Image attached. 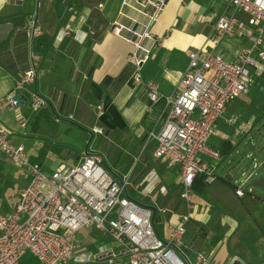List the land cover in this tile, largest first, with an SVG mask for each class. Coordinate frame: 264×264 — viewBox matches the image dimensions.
I'll use <instances>...</instances> for the list:
<instances>
[{
    "label": "crops",
    "instance_id": "obj_1",
    "mask_svg": "<svg viewBox=\"0 0 264 264\" xmlns=\"http://www.w3.org/2000/svg\"><path fill=\"white\" fill-rule=\"evenodd\" d=\"M122 3L123 0H0V99L15 95L20 78L33 67L38 77L32 90L46 99L45 107L39 111L29 102V94L22 97L28 104L15 106L4 101L0 129L10 133L14 145L24 146L29 164H39L45 174L65 172L83 153H92L94 136L91 141L89 133L94 128L104 132L98 135L120 140L129 155L138 161L149 133L158 132L167 119L171 109L168 100L188 67L189 53L210 50L233 63L237 62L241 49L253 46V31H246L247 25L214 44L217 21L233 12L226 1L166 0L164 11L151 28L152 34L163 41L154 48L155 57L143 66L142 81L138 84L134 46L110 31L111 25L118 21L131 25L129 19L120 17ZM99 4H104V8L99 9ZM126 13L141 22L147 21L133 10ZM236 17L242 21L248 18L241 12ZM34 20L42 33L31 41L26 31ZM91 31L94 36L88 34ZM22 32L28 43L23 62H19L14 45ZM79 33H85V37L78 38ZM145 45L152 44L146 41ZM259 77L250 93L230 103L217 121L216 134L209 144L221 153L222 160L208 157L205 160L215 168L218 179L208 184L205 176L197 178L190 209L179 198V168H168L155 161L152 143L138 165L131 169L135 172L133 191L135 187L143 190L142 183L150 174L157 181L155 189L147 188L142 198L157 203V197L161 196L165 199L164 208L172 209L177 215L190 213L192 218L182 251L191 264H201L200 254L207 264H264V200L247 192L244 197H238L231 178L237 168L252 172V161L247 155L240 160H235L234 155H241L239 145L246 139L253 141L264 125V75ZM150 82L159 85L157 103L150 100ZM100 106L102 116L98 112ZM44 110L50 114V123L36 125L37 116ZM78 127L84 129V134ZM173 170L176 178L173 186L167 187L163 179ZM261 178L264 168L251 182ZM29 181V166L16 165L0 152V213L10 214L16 208L19 193ZM255 191L264 196L262 187H256ZM157 221L156 227L163 226L162 232L157 228L158 233L166 237L167 226L175 223L177 217L159 216ZM78 239L90 254L102 248L118 251L111 237L93 228H83Z\"/></svg>",
    "mask_w": 264,
    "mask_h": 264
},
{
    "label": "built area",
    "instance_id": "obj_2",
    "mask_svg": "<svg viewBox=\"0 0 264 264\" xmlns=\"http://www.w3.org/2000/svg\"><path fill=\"white\" fill-rule=\"evenodd\" d=\"M224 1L233 12L217 21L214 44L247 25L253 29V46L241 49L237 62L233 63L210 50L191 51L188 67L168 100L171 109L166 121L158 132L149 133L138 156L139 160L152 143L155 161L168 168H179V198L188 209L192 206L197 178L205 176L208 184L218 179L215 168L205 160V157L222 160L221 153L209 144L210 138L216 134L217 121L227 112L230 103L250 93L253 73L264 75V0ZM122 6L120 17L129 19L131 25L118 21L111 25L110 31L134 46L133 60L138 69L135 82L139 84L143 66L155 57L153 50L163 41L152 34L151 28L164 11L166 0H123ZM98 8L103 9L104 4H99ZM128 9L145 16L146 23L130 17L126 13ZM238 12L246 14L247 20H239L236 17ZM26 33L31 41L42 33L36 20ZM88 34L94 36L95 33ZM83 37L85 33L78 34V38ZM146 41L151 42V47L145 45ZM37 75L35 67L26 71L19 80L16 94H29V102L39 111L45 107L46 99L32 90ZM148 87L150 100L157 103L159 85L150 82ZM15 95L0 99V109L4 101L16 106ZM98 112L103 115L101 106ZM93 132L104 133L99 128H94ZM9 136V132L0 129V152L16 165L29 166L30 181L20 191L16 208L10 214L0 213V264H22L28 254L39 264L88 261L115 264L122 260L127 264H191L182 251L187 225L192 218L190 213L177 215L172 209H158L137 202L138 197L130 194L133 191V170L119 176L102 155L83 153L68 172L55 171L48 175L39 164L30 165L25 147L14 145ZM263 137L264 133L247 155L252 161V172L237 168L231 173L238 197L246 195L245 188L249 184V191L252 190L251 180L264 168ZM236 171H239L238 176ZM156 185L157 181L150 174L142 183L141 187L145 188L140 191L135 187L132 193L141 197L147 188L152 190ZM168 215L177 217V221L170 222L168 235L162 237L156 220ZM83 228H93L111 237L118 251L102 248L90 254L78 239ZM198 262L207 264L202 254L198 255Z\"/></svg>",
    "mask_w": 264,
    "mask_h": 264
},
{
    "label": "rangeland",
    "instance_id": "obj_3",
    "mask_svg": "<svg viewBox=\"0 0 264 264\" xmlns=\"http://www.w3.org/2000/svg\"><path fill=\"white\" fill-rule=\"evenodd\" d=\"M251 29H252V27L248 26L246 28V31H249ZM252 31H253V29H252ZM253 75H254V80L260 78L259 76L255 75L254 73H253ZM257 81H259V79ZM255 83L252 84L251 89H252V87L255 86L254 85ZM262 89H263V93H264V87ZM263 124H261V125H263ZM78 130H79V132L81 134H84V129L83 128L80 127ZM92 133L94 134V140H93V144L91 145V152L92 153H90V154H92V155H102L104 157L106 163L109 164L110 167L113 169V171L116 174H118L119 176H123L124 174H127L128 172H130V170L132 168H135V165L137 163H139L142 160V158L144 157L142 155L140 157V159L137 161L136 158H134V157L129 155L130 152L127 151L125 149V147H123V145L120 142V140L114 139L115 137H113V136L106 138L105 135L95 134L92 130L89 133L90 138L92 136L91 135ZM263 133H264V125L261 126V129L259 131H257V135L254 137L253 141H251L250 139H249L250 141L248 139H246L245 141L242 142L241 145H239V151L241 152V155H234L235 156L234 159L235 160L236 159L240 160L241 158H243L246 155L250 154L252 152L251 146L254 145V144H257V141L260 139V137L262 136ZM80 140H81V142H84L85 139L83 138V139H80ZM263 145H264V137H263V141L261 142V146H263ZM92 149H94L95 151H93ZM138 156H137V158H138ZM262 156H264V152H263ZM246 165H248L249 169L251 168V165H249V163H247ZM243 169H247V168H243ZM69 170H67L65 172H68ZM220 172H221L220 174L223 173V171H220ZM134 173L135 172H133V175H134ZM238 173H239V171L235 172L236 176H238ZM175 176H176V172L174 170L172 171L171 175H169V176L166 175L164 177V179H163L164 180V185L167 186V187H172L173 183H174V180L176 178ZM249 189H250V184L248 186H246L245 191L247 193H249L250 192ZM132 192L130 191L131 196L132 197L137 196L138 197L137 202H139V203H141L143 205L145 204V205H147L149 207H156L158 209H163L165 207V202H164L165 199L162 198L161 196L157 197L160 200L158 199L157 203H154L155 201H153V202L151 201L150 202V200H146L145 198H142V197L138 196L136 193H132ZM157 222L158 221L156 220V224H157ZM157 228H158L159 231H161V232L163 231V226L162 225L157 226ZM22 264H39V263L36 261V259L33 256L28 254L22 260Z\"/></svg>",
    "mask_w": 264,
    "mask_h": 264
},
{
    "label": "trees",
    "instance_id": "obj_4",
    "mask_svg": "<svg viewBox=\"0 0 264 264\" xmlns=\"http://www.w3.org/2000/svg\"><path fill=\"white\" fill-rule=\"evenodd\" d=\"M27 38L24 32L19 33L15 40L14 50L17 52V56L20 57L19 62H23L24 55H26L27 52ZM92 47V45H91ZM90 47V50L92 49ZM92 52V51H91ZM91 52L88 54V57L91 56ZM93 54V53H92ZM50 114L48 111L44 110L36 118V125L39 124H48L50 123Z\"/></svg>",
    "mask_w": 264,
    "mask_h": 264
},
{
    "label": "water",
    "instance_id": "obj_5",
    "mask_svg": "<svg viewBox=\"0 0 264 264\" xmlns=\"http://www.w3.org/2000/svg\"><path fill=\"white\" fill-rule=\"evenodd\" d=\"M22 97H23V95H19V94H16V95L13 97V101L17 102L16 106H20V105H22V104H28V101L25 100V99L22 98ZM91 135H92V136H91V141H92V140H93V136H94V134L92 133ZM88 145H90V143H89ZM256 187H262V188L264 189V178L258 179V180H256L254 183H252V190L250 191V194H251L252 196H254L255 198H258V199L264 200V196H261V195H259V194L256 193V191H255V188H256ZM151 210H152L153 212L156 211L155 208H151Z\"/></svg>",
    "mask_w": 264,
    "mask_h": 264
}]
</instances>
